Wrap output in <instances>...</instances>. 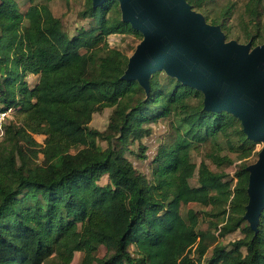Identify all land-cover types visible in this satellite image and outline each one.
<instances>
[{"label": "trees", "instance_id": "obj_1", "mask_svg": "<svg viewBox=\"0 0 264 264\" xmlns=\"http://www.w3.org/2000/svg\"><path fill=\"white\" fill-rule=\"evenodd\" d=\"M69 1L0 0V102L18 117L0 139V264L52 255L71 264L78 251L79 264H264V207L255 226L246 216L252 170L244 159L255 143L242 119L207 108L203 89L166 69L146 83L124 77L130 59L108 36L143 34L121 1L85 0L79 15L88 24L72 33L52 8ZM186 1L205 10L213 0ZM261 4L245 8L255 16ZM30 74L39 75L34 85ZM107 107V128L93 127ZM160 120L169 131L146 172L127 151L138 142L148 159L143 139ZM201 145L214 152L197 164L191 151ZM235 158L233 177L217 168ZM237 230L241 237L221 242ZM101 245L107 252L98 256Z\"/></svg>", "mask_w": 264, "mask_h": 264}, {"label": "water", "instance_id": "obj_2", "mask_svg": "<svg viewBox=\"0 0 264 264\" xmlns=\"http://www.w3.org/2000/svg\"><path fill=\"white\" fill-rule=\"evenodd\" d=\"M105 0H94L100 4ZM124 19L144 34L126 78L147 82L166 69L206 93V107L238 115L248 136L264 140V45L227 43L186 0H120ZM247 218L255 226L264 207V149L251 167Z\"/></svg>", "mask_w": 264, "mask_h": 264}, {"label": "rangeland", "instance_id": "obj_3", "mask_svg": "<svg viewBox=\"0 0 264 264\" xmlns=\"http://www.w3.org/2000/svg\"><path fill=\"white\" fill-rule=\"evenodd\" d=\"M247 1L248 0H213L205 6V10H198L195 8L194 10L201 13L205 17L207 23L211 25L213 24L212 21L214 20L221 23L223 22L225 27H223L221 23L217 24L216 26L221 28L227 43L237 42L246 46H250L251 50H254L257 47L264 45V0H262L259 14L255 16L247 12L245 8ZM84 6L85 0H70L69 3H52L54 12L63 16L65 29L68 30L69 33L74 32L77 27L88 24V19L81 18L79 15V12L84 8ZM119 8L122 12L120 3ZM213 26H215V24ZM254 34L258 35L255 41L250 39V36ZM143 40L144 34L139 35L136 33H113L108 36L109 45L122 51L129 57V59H132L136 54L138 46ZM27 79L30 85H34L39 79V76L30 75ZM0 105H2L1 102ZM111 111L112 109L107 107L103 111L95 112L91 121V125L100 130H105L109 123ZM14 119L16 121L18 120L17 115H15ZM151 127V136L145 137L143 139V142L149 148L147 152L150 157L146 160L142 157H139L138 153L140 152V149L138 142L129 144L131 152L127 151V155L135 162V164L146 172L151 171L152 157L155 154L158 145L163 141L169 131L168 121L166 120H160L157 123H152ZM44 137V135H36L37 140L41 143H43ZM97 141L103 148L107 146V142L105 140L98 138ZM253 141L255 143L254 149L251 155L244 159L245 162L251 167H255L260 162L261 154L264 149V140L254 139ZM212 152H214V150L212 149L211 145H201L198 149H192L191 157L192 160L197 164H199L202 160L210 162L211 159L208 157V155ZM222 154H228V150H223ZM42 158V155H40L39 162L42 161ZM239 162L240 161L235 158L234 163L231 165L225 163L220 167L217 165L216 166L219 170L226 171L229 173L230 177H233L236 166ZM100 183H106V177H103L100 180ZM190 183L192 185L197 184V173L190 179ZM208 209L209 207L207 210ZM242 235L243 234L240 232V230H237L230 233L228 236L221 238L220 240L222 243L229 245L230 241L239 238ZM106 252V247L101 245L97 251V255L103 256ZM82 255L83 253L81 251L76 252L71 264H79ZM57 261V256L52 255L47 258L43 264H55Z\"/></svg>", "mask_w": 264, "mask_h": 264}, {"label": "built area", "instance_id": "obj_4", "mask_svg": "<svg viewBox=\"0 0 264 264\" xmlns=\"http://www.w3.org/2000/svg\"><path fill=\"white\" fill-rule=\"evenodd\" d=\"M16 113L15 107L4 108L3 105H0V139L4 136L5 126L14 119Z\"/></svg>", "mask_w": 264, "mask_h": 264}, {"label": "crops", "instance_id": "obj_5", "mask_svg": "<svg viewBox=\"0 0 264 264\" xmlns=\"http://www.w3.org/2000/svg\"><path fill=\"white\" fill-rule=\"evenodd\" d=\"M30 75H35V74H30ZM30 75H29V76H30ZM37 76H39V75H37ZM27 78H28V77H27ZM37 81H38V80H37Z\"/></svg>", "mask_w": 264, "mask_h": 264}]
</instances>
